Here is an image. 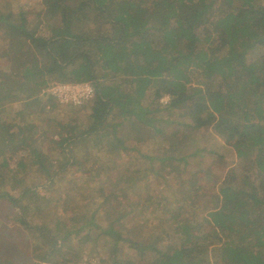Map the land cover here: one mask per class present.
<instances>
[{"label":"trees","instance_id":"trees-1","mask_svg":"<svg viewBox=\"0 0 264 264\" xmlns=\"http://www.w3.org/2000/svg\"><path fill=\"white\" fill-rule=\"evenodd\" d=\"M6 1L0 7V198L13 210L37 189L44 206L43 214L29 211L35 224L23 210L7 215L14 218L8 238H33L17 241L23 258L31 253L26 264L77 263L85 249L99 251L102 235L107 259L98 264H264V0H42L32 19ZM51 83H89L93 95L81 106L61 107L64 118H33L35 103L41 112L56 100L43 102L38 94ZM8 102L24 104L13 112L20 119L4 107ZM116 110L118 122L110 118ZM174 112L180 119L173 120ZM118 125L128 131L119 133ZM173 125L212 130L238 163L221 172L223 156L210 152V165L202 164L199 180L190 182L205 197L190 207L203 213L201 221L154 233L147 222L156 206L145 183L166 180L175 163L186 168L198 151L132 154L134 168L125 167L120 153L137 128H150L159 139ZM187 204L181 201L166 218L182 220ZM48 205L73 209L69 218L79 227L69 230L54 211L51 226ZM136 206L146 218L131 214ZM3 256V264H20Z\"/></svg>","mask_w":264,"mask_h":264},{"label":"rangeland","instance_id":"rangeland-1","mask_svg":"<svg viewBox=\"0 0 264 264\" xmlns=\"http://www.w3.org/2000/svg\"><path fill=\"white\" fill-rule=\"evenodd\" d=\"M6 2H7L6 0H4L3 2H0V7H3L5 5L4 3ZM10 2H11L10 3L11 10L22 9L24 12L27 13L28 19L29 18L32 19L33 14L37 10H39V8L42 5V0H10ZM31 50L32 49H29L28 51L30 52ZM199 79L201 80V78ZM52 84L53 83H51L46 88H43L40 91V93H38L42 101H43V97L52 96L50 92L47 93L43 91L44 89H50L52 87L51 86ZM65 84L82 85L84 83H65ZM87 84L90 88H92V86L89 83ZM92 95H93V91L87 98H82L79 102L70 103V104H65L62 101H60V99H58L57 97L52 96L56 100L53 102V104L47 103L41 112L39 110V107L41 105L40 104L37 105L36 103L34 104L35 106L33 107L37 108L39 112L37 111L33 115V118H35L36 115L39 113L41 117L44 118V120L46 117L64 118L66 111H63L65 109L61 107H64V105L81 106L82 103L87 102V101L86 102H83V101L91 98ZM166 100H167L166 96H164L161 99L163 103ZM4 105H5L4 107H8L7 111L10 114H12L15 110L22 109L21 107H25L23 103L19 104L17 102L16 103L8 102ZM26 106L28 107L29 104H26ZM86 111H87L86 109H82L81 111L82 117L87 116ZM162 114L164 115V111L162 112ZM171 115H172L173 120L180 119V117L178 118L179 113L177 114L176 112H174ZM13 116H15V118L17 119H20L18 115H15V113H13ZM110 118H112L114 122H118L122 119V116L116 110L110 114ZM174 128H175L174 125L169 126V128L167 129V133L159 139L154 137V134L150 128H147V127L137 128L133 132L134 134L133 138L130 141H126L127 152L120 153L121 154L120 158L125 162V167L134 168L136 166L138 167L139 163L137 161H134V162L131 161L130 155L132 154H136V153L144 154V153L151 152L152 149H155L159 153L165 152L166 154H172L173 152L177 150H182L184 153H192L195 150L198 151V154L196 156L188 158V164L186 168L187 170H190L188 172V174H190L189 179L186 178L188 174L186 172V168L183 165V163H175V166L173 167L174 170L172 172L169 170L172 168L171 166H168V168L166 169L170 173L169 174L170 176H167L166 180H162V178L160 180L159 177H156L154 179H151L148 183H145L144 188L146 192L144 193L145 195L151 196V201L153 202V206H156L155 213L153 214L155 218L151 217V219L147 222L149 223V226H150L149 229L151 231L155 230L154 233H158L159 228L168 230L167 228H172L175 225L180 226V225L190 223L193 221V219L198 222L201 221L203 217V213H200L197 210L194 211L190 207H191L192 202L196 205L202 203L205 200V197L202 195L201 192L194 191L195 186L191 185L190 182H195L199 180L200 177L198 176L196 177L195 171L199 167H201L202 164H204L202 167L210 165V163L208 162L210 161V157H211V155L209 154L210 152L211 153L214 152L216 154H220L223 156L221 160L222 162L220 161L222 163V166L221 164L219 165V170L221 172H224V171L226 172L227 170L233 168L236 165V163H238V158L236 157V154L233 148L228 143H226L221 137L213 133L212 130H209V129L207 130L193 129L192 130L191 128L183 127L185 130H183V128H180V130H182L180 131V130H173ZM117 129L119 133H121L122 131H125V132L128 131L127 127L123 125H118ZM98 141L100 140L99 139L96 140V142ZM80 148H81L80 152L82 156L86 158V155L87 156L89 155L87 146L85 144H81ZM99 158H100V155L98 156V159ZM106 161H109V160L107 159ZM11 166H14V163H12ZM97 166H98L97 170H99L101 165L98 164ZM251 166H252V171L258 173V169L254 165V163H252ZM78 168L81 173H84L87 166H84L80 163ZM69 172H71V170H69ZM80 172H74L72 174L79 176ZM59 178L62 180H65L63 176H60ZM182 180H186V183H180V181ZM142 182L139 181V184H141ZM8 187L9 185L6 184L5 189ZM3 191L4 190H1L0 194ZM38 193H39V190L37 191V189H35V191H32L27 196L22 197L21 201L19 202L20 204L18 208L15 207L16 208L15 209L13 207V210L7 207V201L5 199L0 198V258L2 259L0 261V264L5 263V259H3L4 257L3 255H7V256L13 255L15 256L16 259H21L20 264H26L27 258L31 257L30 256L31 253L27 251L26 252L27 255L23 258L24 251L23 252L22 250L19 251L20 248L18 247V242L19 243H25V242L33 243L34 242L33 238L30 237L29 234H25L23 237H20V239L18 237L16 239L15 238L13 239L12 237L8 238V235L11 233L10 229L13 226L12 224H14V221H13L14 218L10 220L8 219L7 215L10 212L18 211V209L19 211L23 210V211H26L27 213V220H29L30 222L34 224L37 223L33 220V215L29 213V211L35 210L36 213L42 212L44 206L42 205V202H40L39 200ZM132 196L136 198L134 195ZM181 201H185V203H188L187 205H189V208H188L189 211L184 212V215L182 214L181 216L182 220H178L177 218L176 220L167 219L166 217L172 214L176 206L179 205ZM158 202L162 203L163 205L159 206ZM169 206H172V208H170ZM52 208H53L52 205H48L44 209L46 213H49L52 215L51 226L52 225L55 226L56 224V218H54V215H55L54 212H55L57 213V215L59 213V218L63 219L62 221H65L64 223H66V225L69 227V230H71L72 227L74 229H77L79 227L78 224H74L73 221H70L69 215H70V212L73 211V209H70V212H67V211L61 210V207H60V208H55L53 212ZM129 210L133 216H135L136 214L135 217H137L138 219L146 218L145 211L144 210L141 211L139 206L130 207ZM192 212L196 214L195 218ZM41 214H43V212ZM164 219L167 222H164ZM38 222H40V220H38ZM98 225L99 224L97 223V226ZM50 230H52V232L54 233V230L51 229V227H50ZM55 233H58V229L56 230ZM167 234L171 235L170 233H167ZM168 235H166L165 237H168ZM105 237L106 235H102L98 238L99 239L98 241L99 251H90L89 249L86 250L84 248L85 252L82 254L81 259L77 263H73V264H98L100 258L102 260L107 259V257L104 256V252H103L105 251V245L108 244L107 241H104ZM76 238H77V235H74V239ZM11 243L15 247H12ZM108 259H110V257ZM102 264H105V263H102Z\"/></svg>","mask_w":264,"mask_h":264},{"label":"built area","instance_id":"built-area-1","mask_svg":"<svg viewBox=\"0 0 264 264\" xmlns=\"http://www.w3.org/2000/svg\"><path fill=\"white\" fill-rule=\"evenodd\" d=\"M44 92H50L54 97H57L65 104L77 103L82 98H87L92 88L87 83L79 84H58L53 85L50 89H44Z\"/></svg>","mask_w":264,"mask_h":264}]
</instances>
